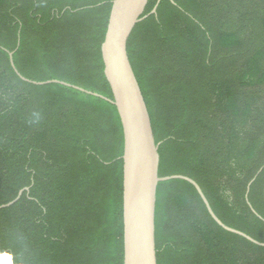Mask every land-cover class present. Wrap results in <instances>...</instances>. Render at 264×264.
Returning <instances> with one entry per match:
<instances>
[{
    "label": "trees",
    "instance_id": "16d2710c",
    "mask_svg": "<svg viewBox=\"0 0 264 264\" xmlns=\"http://www.w3.org/2000/svg\"><path fill=\"white\" fill-rule=\"evenodd\" d=\"M112 1L0 0V206L29 188L0 210V264H123L116 108L26 82L9 59L29 81L112 99ZM144 15L127 53L159 176L194 180L225 226L264 243V0H149ZM155 242L157 264H264V247L220 227L182 180L158 184Z\"/></svg>",
    "mask_w": 264,
    "mask_h": 264
},
{
    "label": "water",
    "instance_id": "95a60500",
    "mask_svg": "<svg viewBox=\"0 0 264 264\" xmlns=\"http://www.w3.org/2000/svg\"><path fill=\"white\" fill-rule=\"evenodd\" d=\"M148 1H112L101 45L103 72L110 87L112 99L57 80L29 81L17 72L12 60V53H9L11 66L17 75L26 82L34 85H63L100 98L116 108L123 133V154L121 157L123 162V264H157L156 194L158 184L169 180H182L191 184L202 199L211 218L220 227L264 247V243L257 242L246 234L225 226L216 217L201 188L194 180L182 175L159 176V144L155 142L149 113L127 53V43L131 33L136 25L148 16L144 15ZM155 12L156 7L150 15ZM24 192L28 193L29 188L19 191L17 197L13 201L1 205L0 210L16 203Z\"/></svg>",
    "mask_w": 264,
    "mask_h": 264
}]
</instances>
